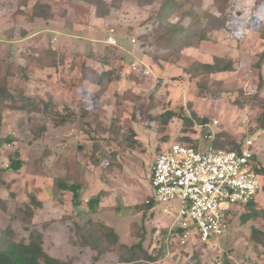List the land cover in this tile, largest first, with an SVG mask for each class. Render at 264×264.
I'll return each mask as SVG.
<instances>
[{"label": "rangeland", "instance_id": "374dc122", "mask_svg": "<svg viewBox=\"0 0 264 264\" xmlns=\"http://www.w3.org/2000/svg\"><path fill=\"white\" fill-rule=\"evenodd\" d=\"M162 1L103 0L109 13L100 17L97 0H29L26 7L21 0H0V60L25 64L21 57L32 48L42 50L53 45L62 52L65 66L62 73L36 70L30 74V85L16 78L12 86H27L32 96L54 100L60 112L71 117L69 123L58 127L49 116L38 117L39 124H47V129L35 137L31 128L34 123L23 121L25 113H5L0 135L12 141L4 142L0 153L1 241L27 240L30 231L36 229L43 233L44 248L52 257L74 264H94L89 249L72 246L69 241L71 219L83 224L92 218L114 227L126 245L138 243L134 235H140L143 229L144 246L149 252L157 255L164 243L169 244L161 261L154 264H264V248L255 249L250 241L252 227L264 233V219L242 224L245 209L230 210L226 235L204 244L192 232V240L184 248L165 236L176 216L165 214L164 208L179 211L180 201L156 205L153 212L126 210L152 199L150 179L156 157L174 143L188 144L184 137L198 140L197 148L206 151L214 150L215 134L225 132L239 142L252 135L254 151L264 168V129L257 125L261 111L236 103L245 94L259 92L260 71L255 64L264 51V4L229 0L226 30H216L204 21L202 28L209 39L183 49L179 55H168L169 50L156 44L164 30L156 16ZM200 1L203 10L218 14L220 0ZM37 2L50 5L49 19L31 21L20 13L30 15ZM190 8L188 4L184 11ZM182 15L176 12L168 21L188 23ZM112 28L119 42L115 57L105 43ZM106 53L112 59L109 66L100 61ZM215 57L232 59L236 69L212 75L207 92L201 95L198 80L185 69L196 61L212 63ZM74 60L76 65L71 69ZM83 64L98 72L114 68L122 78L104 95L98 94L96 86L84 80ZM146 70L149 75L144 74ZM261 75L264 78V66ZM262 83L260 94L264 97ZM168 111L185 115L191 122L175 117L164 127L156 118ZM198 119H207L208 123L200 124ZM16 153L24 161L18 173L6 169L9 157ZM57 177L83 185L79 209L73 207L69 193L63 203L52 197ZM100 192L104 193L102 202L89 211L88 201ZM31 195L43 206L29 224L17 209L29 202ZM255 201L258 208H264V188ZM152 217L153 224L149 222ZM174 235L178 237L177 229ZM98 264L118 262L108 254Z\"/></svg>", "mask_w": 264, "mask_h": 264}, {"label": "trees", "instance_id": "16d2710c", "mask_svg": "<svg viewBox=\"0 0 264 264\" xmlns=\"http://www.w3.org/2000/svg\"><path fill=\"white\" fill-rule=\"evenodd\" d=\"M29 0H21V5L26 7ZM218 14H211L208 11L202 9V3L200 0H163L161 7L157 10L156 16L163 26V33L156 39V44L159 47H163L169 50L168 55H179L183 49L192 47L196 43H201L209 39L207 31L204 30L203 23L208 22L209 25L216 30L227 29V6L229 0H220ZM259 3L264 4V0H257ZM191 4V8L184 11L186 5ZM98 15L105 17L108 15V11L104 10L103 0H97ZM188 11V12H187ZM176 12L183 13V18L188 20L185 24L170 23L168 19ZM29 17V20H35L36 18L49 19L51 16V7L48 4H42L37 2L33 8V12L29 15L23 11L20 12ZM194 28H196L194 30ZM144 37V36H142ZM264 39V34L262 35ZM106 43V42H105ZM108 45V44H107ZM111 46L108 51L115 57L117 54L116 47ZM109 48V47H108ZM38 48H32V51L21 57L26 61L25 64H21L14 60H0V131L5 121V113L7 111H14L19 113H25L26 119L24 123L31 124L35 137L46 131L47 124H39L38 117L51 118L55 126H62L71 121V117L66 116L60 112L57 102L52 99H45L44 97L32 96L28 93L27 86L16 87L12 86L14 79L19 78L20 81H26V85H30L32 76L30 75L36 70H48L52 69L56 72H61L65 68L62 52L55 48L53 45H49L42 50H36ZM113 49V52H112ZM169 56H166L167 58ZM110 54L106 53L103 59H100L104 66L111 65ZM76 61H73L72 68L74 69ZM260 71V83L259 87L263 88L264 78L261 75L264 66V51L259 55V60L255 64ZM235 62L232 59H226L223 57H215L212 63H203L196 61L185 69V72L193 79L198 80L197 86L200 94L203 95L208 89V80L212 75L233 72L235 71ZM62 73V72H61ZM82 74L84 80L96 86L97 93L104 95L111 84L122 78L121 74H118L116 69L111 68L98 72L96 69L89 65H82ZM61 80L63 78L61 77ZM259 92L255 94H245L239 97L236 101L241 107H250L251 109H259L261 113L257 118V125L259 129H264V97ZM138 97V96H136ZM175 117H180L184 123L190 120L187 116H179L176 112L168 111L161 114L156 119L164 127L168 125L169 121ZM200 124H207V119H198ZM22 121V122H23ZM191 122V120H190ZM252 136V135H249ZM231 136L225 132L215 134L213 148L216 151H240L243 142L232 140ZM184 142H188L189 146H194L198 149V140H192L191 138H182ZM12 141L3 139L0 135V153L4 145V142ZM188 145L186 143H183ZM255 170L264 179V168L260 166V160L257 155L254 156ZM24 166V161L21 159L20 154L16 153L14 156L9 157V164L7 170H11L18 173ZM264 185L262 187V190ZM83 185L78 182L69 180L68 178L57 177L53 181V188L51 195L59 203L64 202V195L69 193L72 195V203L75 209H79L83 200L81 197ZM104 198V193L100 192L97 196L91 198L88 201L89 211H92L94 205H99ZM43 203L37 199L35 195H31L29 202H23L17 209L25 223H31L37 209H40ZM156 206L152 197L148 202L128 206L126 210L136 211L137 213L151 211ZM243 209L245 213L241 216L242 224L257 221L258 219H264V208H258L256 201H252L247 204ZM120 209L118 208L117 211ZM83 212V211H82ZM82 212L79 214L82 215ZM72 227L70 229L69 241L72 246H78L81 249H89L92 254V261L94 264L101 262L108 254H113L117 258L118 264H154L161 261L163 251L166 250L167 244H163L159 254L149 252L144 246L146 241V231L143 229L141 234L136 236L139 239L138 243L129 246L121 242L120 236L114 227L107 225L104 222L95 221L92 218L87 219L83 224L77 223L75 219H71ZM9 231V230H7ZM12 232V230H11ZM175 233V232H174ZM13 235V232L11 233ZM167 233L165 234V236ZM251 243L255 249L259 246L264 248V233L257 228L251 229ZM171 244V243H170ZM0 264H74L73 261H63L52 257L48 254L44 248V235L39 230L30 231L27 240L16 242L13 239L10 241L0 240Z\"/></svg>", "mask_w": 264, "mask_h": 264}, {"label": "built area", "instance_id": "2783aa9c", "mask_svg": "<svg viewBox=\"0 0 264 264\" xmlns=\"http://www.w3.org/2000/svg\"><path fill=\"white\" fill-rule=\"evenodd\" d=\"M105 42L119 45L113 28ZM133 66L136 70L137 64ZM254 147L252 136L245 139L240 151H200L174 143L156 157L150 179L152 197L156 205L181 202L179 211L164 208L165 214L176 216L167 236L172 239L176 229L183 230L177 234L179 248L189 244L192 232L204 244H209L213 237L226 235L230 229V210L243 209L262 192L263 179L255 170Z\"/></svg>", "mask_w": 264, "mask_h": 264}, {"label": "crops", "instance_id": "0c3cea01", "mask_svg": "<svg viewBox=\"0 0 264 264\" xmlns=\"http://www.w3.org/2000/svg\"><path fill=\"white\" fill-rule=\"evenodd\" d=\"M48 70L50 71L51 69H48ZM48 70H47V71H48ZM51 71H53V70H51ZM154 208H156V207H154ZM154 208L151 210V212H153V211L155 210ZM149 222H150L151 224H153V223H154V217H152L151 220H149ZM153 227L155 228V224H154ZM171 227H172V226H171ZM171 227H170V228H171ZM170 228H169V229H170ZM169 229H168V230H169ZM158 230H159V227H158ZM178 230H180V229H178ZM178 230H177V234H181L182 232L179 233ZM166 233H167V231H166ZM172 239H174V241L177 243V246H178V237H176V235H173V236H172Z\"/></svg>", "mask_w": 264, "mask_h": 264}, {"label": "water", "instance_id": "95a60500", "mask_svg": "<svg viewBox=\"0 0 264 264\" xmlns=\"http://www.w3.org/2000/svg\"><path fill=\"white\" fill-rule=\"evenodd\" d=\"M179 233L183 232V230H178Z\"/></svg>", "mask_w": 264, "mask_h": 264}]
</instances>
